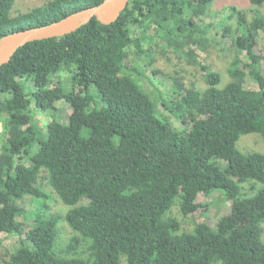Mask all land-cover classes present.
<instances>
[{"label": "trees", "instance_id": "16d2710c", "mask_svg": "<svg viewBox=\"0 0 264 264\" xmlns=\"http://www.w3.org/2000/svg\"><path fill=\"white\" fill-rule=\"evenodd\" d=\"M102 1L51 0L11 16L12 0H0V38ZM211 3L127 0L112 24L92 18L65 36L25 44L0 67V233L19 239L0 264H120L122 257L126 264H264V154L237 146L252 133L264 140V52L254 51L264 16L256 11L248 20L225 7L228 13L214 27L231 39L235 56L223 82L191 48L213 27L202 22ZM154 39L183 51L200 67L207 88L187 89L174 79L178 98H159L160 110L140 86L138 68L125 66L129 49L148 56ZM61 70L71 74L69 89L54 83ZM247 77L257 89L245 87ZM59 101L71 107L68 122L52 119L42 134L34 112L53 111ZM172 119L187 123L188 131ZM43 170L75 233L59 252L62 216L47 212L37 186ZM215 191L232 201L230 217L215 229L202 222L181 231L179 219L169 215L173 207L188 218L202 207L198 197ZM26 196L44 203L28 231L17 220L27 216L18 205Z\"/></svg>", "mask_w": 264, "mask_h": 264}, {"label": "rangeland", "instance_id": "374dc122", "mask_svg": "<svg viewBox=\"0 0 264 264\" xmlns=\"http://www.w3.org/2000/svg\"><path fill=\"white\" fill-rule=\"evenodd\" d=\"M51 0H12L11 16H16L20 13H26L34 8L41 7ZM227 6H234L246 14L248 20H251L254 13L257 11L258 15L264 16V5L255 7L249 3L248 0H213L208 6L207 16L203 17L202 22L205 24H212L213 27L209 30L206 41L202 44L191 46L195 52V59L202 65L207 66L210 70L215 71L222 76V81L228 80L226 69L229 63L235 56L234 48L231 46V39L222 37V32L215 28V24L219 22L228 13L225 8ZM235 25V20L230 22ZM133 35H137V30L132 27ZM149 34L153 35L150 30ZM148 46V45H147ZM149 47V46H148ZM147 48V47H145ZM151 53L148 56L137 54L132 48L127 51L128 56L125 60V66L128 68L137 67L141 72L138 81L143 90L150 95L155 101L163 98L166 102L175 101L178 96L173 90L174 79L179 80L184 88H191L198 91H203L207 88L203 78V72L200 67L189 62L184 55V52L179 53L166 47V45L159 39H154L152 43ZM254 51L258 55L264 52V32H259L257 36V43ZM242 62H246L245 54L240 53ZM155 72V73H154ZM71 74L67 71L61 70L55 77V82H61L66 89L70 87ZM245 87L248 89H257V85L249 77L245 80ZM92 94H96L94 87H91ZM183 93V92H181ZM160 110H163L159 101H157ZM55 110L47 113L34 112V124L41 131L42 134L46 131V125L55 119L63 124L68 122L71 114V107L59 101L55 103ZM102 106L98 104V109ZM175 128L180 131L189 129L187 123L172 119ZM2 128L0 125V136ZM238 149L243 153L259 152L264 154V140L256 133L244 135L238 141ZM37 144L33 147L32 152L36 151ZM37 186L46 195V207L48 213H56L62 216L59 222V234L55 243V251L59 252L61 247L66 244L75 233L68 227L64 221V215L68 208L64 206L57 195L53 192L48 182V174L43 170L39 175ZM246 188V185H243ZM198 202L201 208L191 214L188 218L181 219L178 215V208L176 206L170 212L171 217L179 219L181 222V231L191 232L193 227L198 223H207L210 228L215 229L218 221L222 217H230L232 201L228 200L222 192L215 191L209 196L198 197ZM44 204L32 196H26L23 201L18 202V205L23 207L27 212V216H20L17 218L19 222L23 223L25 231L34 227L35 215L39 211L40 206ZM205 206L206 209L203 207ZM235 225L239 224L238 221L234 222ZM241 224V223H240ZM264 228V224L262 225ZM264 240V233H263ZM19 247V239L16 236L0 233V258L11 254ZM84 250H78L77 255H82ZM120 264H126L125 259H120Z\"/></svg>", "mask_w": 264, "mask_h": 264}, {"label": "water", "instance_id": "95a60500", "mask_svg": "<svg viewBox=\"0 0 264 264\" xmlns=\"http://www.w3.org/2000/svg\"><path fill=\"white\" fill-rule=\"evenodd\" d=\"M126 3L127 0H103L96 6L74 12L59 21L4 35L0 38V67L7 64L14 53L25 44L65 36L92 18L103 25L112 24L119 18Z\"/></svg>", "mask_w": 264, "mask_h": 264}]
</instances>
